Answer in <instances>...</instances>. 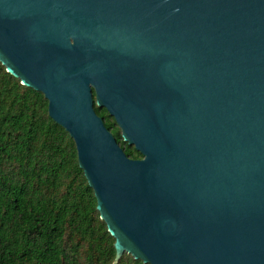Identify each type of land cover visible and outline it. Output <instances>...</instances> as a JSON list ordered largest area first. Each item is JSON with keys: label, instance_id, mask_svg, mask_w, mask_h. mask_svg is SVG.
<instances>
[{"label": "water", "instance_id": "1", "mask_svg": "<svg viewBox=\"0 0 264 264\" xmlns=\"http://www.w3.org/2000/svg\"><path fill=\"white\" fill-rule=\"evenodd\" d=\"M0 63L74 140L114 264H264V0H0Z\"/></svg>", "mask_w": 264, "mask_h": 264}, {"label": "trees", "instance_id": "2", "mask_svg": "<svg viewBox=\"0 0 264 264\" xmlns=\"http://www.w3.org/2000/svg\"><path fill=\"white\" fill-rule=\"evenodd\" d=\"M126 155L105 109L95 107ZM115 240L79 166L74 140L49 116L45 96L0 63V264H114ZM118 264H143L124 255Z\"/></svg>", "mask_w": 264, "mask_h": 264}]
</instances>
